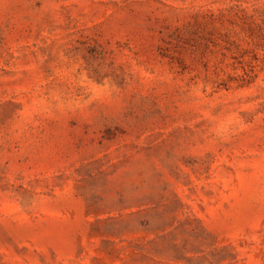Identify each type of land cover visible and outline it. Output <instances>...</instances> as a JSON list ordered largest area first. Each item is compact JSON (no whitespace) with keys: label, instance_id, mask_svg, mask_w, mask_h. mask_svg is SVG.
<instances>
[{"label":"rangeland","instance_id":"rangeland-1","mask_svg":"<svg viewBox=\"0 0 264 264\" xmlns=\"http://www.w3.org/2000/svg\"><path fill=\"white\" fill-rule=\"evenodd\" d=\"M0 264H264V0H0Z\"/></svg>","mask_w":264,"mask_h":264}]
</instances>
